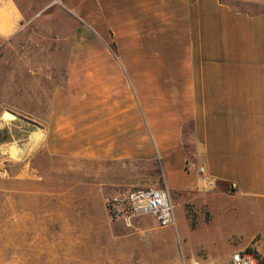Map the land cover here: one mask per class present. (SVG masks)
Instances as JSON below:
<instances>
[{
  "label": "crops",
  "instance_id": "1",
  "mask_svg": "<svg viewBox=\"0 0 264 264\" xmlns=\"http://www.w3.org/2000/svg\"><path fill=\"white\" fill-rule=\"evenodd\" d=\"M19 1L0 0V48L34 9ZM65 8L83 24L64 68L39 80L50 86L34 106L46 113L35 117L41 138L19 164L20 186L55 202L82 188L105 225L121 224L107 219L105 199L132 184L167 187L183 196L180 206L190 194L208 204L264 201V11L226 0H65Z\"/></svg>",
  "mask_w": 264,
  "mask_h": 264
},
{
  "label": "rangeland",
  "instance_id": "2",
  "mask_svg": "<svg viewBox=\"0 0 264 264\" xmlns=\"http://www.w3.org/2000/svg\"><path fill=\"white\" fill-rule=\"evenodd\" d=\"M226 1L251 13L264 11V0ZM19 2L34 9L24 14L25 29L0 48V264H230L234 250L249 252L264 264V201L208 204L190 194L180 206L177 201L183 196L171 195L177 230L169 233L148 217L131 228L105 225L97 202L82 188L55 202L33 184L29 193L26 183L19 185V164L41 138L42 125L35 117L46 113L34 106L38 99L45 103L47 94L39 90L50 86L39 80L50 70L64 68L83 24L80 13L65 8V0ZM44 5L49 7L41 10ZM108 46L113 51V43ZM55 75L60 80L61 74ZM145 170L159 178L153 165ZM182 209L189 236L182 229L184 220L178 219L177 210ZM86 213L95 219L93 226ZM118 225L127 231L121 241L116 236ZM69 228L77 235L67 236Z\"/></svg>",
  "mask_w": 264,
  "mask_h": 264
},
{
  "label": "built area",
  "instance_id": "3",
  "mask_svg": "<svg viewBox=\"0 0 264 264\" xmlns=\"http://www.w3.org/2000/svg\"><path fill=\"white\" fill-rule=\"evenodd\" d=\"M204 180V168H198ZM212 186V182H208ZM105 214L110 222L134 227L142 218L150 217L162 228L177 230L175 207L167 187H132L115 191L104 201ZM230 264H258L249 252L237 250L230 255Z\"/></svg>",
  "mask_w": 264,
  "mask_h": 264
},
{
  "label": "water",
  "instance_id": "4",
  "mask_svg": "<svg viewBox=\"0 0 264 264\" xmlns=\"http://www.w3.org/2000/svg\"><path fill=\"white\" fill-rule=\"evenodd\" d=\"M57 1V0H56Z\"/></svg>",
  "mask_w": 264,
  "mask_h": 264
}]
</instances>
